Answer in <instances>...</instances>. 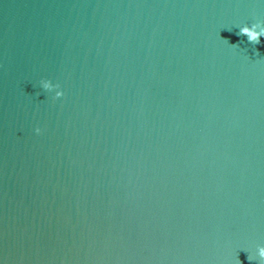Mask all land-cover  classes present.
Returning <instances> with one entry per match:
<instances>
[{
    "label": "water",
    "instance_id": "95a60500",
    "mask_svg": "<svg viewBox=\"0 0 264 264\" xmlns=\"http://www.w3.org/2000/svg\"><path fill=\"white\" fill-rule=\"evenodd\" d=\"M257 21L261 0H0V258L260 264Z\"/></svg>",
    "mask_w": 264,
    "mask_h": 264
},
{
    "label": "clouds",
    "instance_id": "9594fccd",
    "mask_svg": "<svg viewBox=\"0 0 264 264\" xmlns=\"http://www.w3.org/2000/svg\"><path fill=\"white\" fill-rule=\"evenodd\" d=\"M264 3V0H261ZM237 28L239 32L237 35L246 36L248 41L253 44H259L261 42V38H264V21H257L251 24L238 25ZM235 46V45H233ZM37 87L44 93L49 94L50 98L53 101L61 100L65 93L59 82H54L49 78H40L37 81ZM41 128L37 127L34 129L35 134H41ZM249 261H254L258 259L260 264H264V246H258L255 250L254 255L247 256ZM0 264H6L3 258H0ZM240 264V261H239Z\"/></svg>",
    "mask_w": 264,
    "mask_h": 264
}]
</instances>
